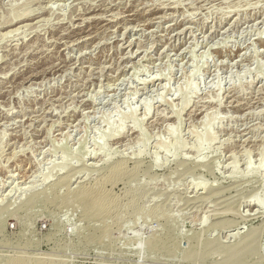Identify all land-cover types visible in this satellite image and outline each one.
Listing matches in <instances>:
<instances>
[{"label": "rangeland", "instance_id": "obj_1", "mask_svg": "<svg viewBox=\"0 0 264 264\" xmlns=\"http://www.w3.org/2000/svg\"><path fill=\"white\" fill-rule=\"evenodd\" d=\"M123 161L137 207L77 196ZM253 232L264 264V0H0V259L221 264L191 246Z\"/></svg>", "mask_w": 264, "mask_h": 264}, {"label": "bare ground", "instance_id": "obj_2", "mask_svg": "<svg viewBox=\"0 0 264 264\" xmlns=\"http://www.w3.org/2000/svg\"><path fill=\"white\" fill-rule=\"evenodd\" d=\"M33 17H34V13L30 11L16 12L14 15H11V17L5 23L4 27L5 29H9L8 33H14L15 31H18L21 28V25L27 24V22H29ZM128 169L126 167V161L120 162L116 167H114L111 170V173L107 176V179L105 180V182L103 181V183H101L99 181L101 184L99 185L97 184L96 187H94L93 185V188L91 187V189H86V190L83 189L79 191L77 196H83L87 198L89 202L92 205H94V207L97 208L98 206V209L100 210L102 209V205L104 206L105 204L114 206V208L116 206L118 207V209L120 208V210L123 207L127 208V205L128 206L129 204L132 205V203L133 205L135 204L134 205L135 207H137L136 205L142 202L143 201L142 198L145 197V194L143 193L144 191L138 192V191H132L129 189L125 191L124 198H120V196L113 195L114 193V192L112 193L113 189L107 190L105 188L106 185L108 184L114 187L116 183L118 182H124L125 185L128 184L129 179L132 176V174L129 172ZM132 173H134V171ZM69 177L70 176H66V177H63L62 179L63 181H66L67 179H69ZM126 200L127 202L130 201V203L128 204L123 203V201H126ZM118 201L120 202V204L117 203ZM138 208H140L141 210L142 207H140V204ZM133 209L135 210V208ZM133 209H132V212L136 214V212ZM140 210L138 213H140ZM200 248H199V244L197 247L191 246V251L188 254V259L192 260L194 258L195 259L198 258L199 261H203L208 255H210L211 257L214 255H219L222 257L221 264H263L262 253H261L262 252V235H259V233L257 232H253L252 234L239 239L238 241H236L235 244H232L229 246L222 245V243L217 242V245L210 243L206 245L204 249L202 248V250H200ZM51 258L52 257H50V259L48 258L50 261H47V262H41V261L33 262L28 258H24L20 256V257H15V258L8 259V260L0 259V264H56L57 262L56 263L53 262Z\"/></svg>", "mask_w": 264, "mask_h": 264}]
</instances>
